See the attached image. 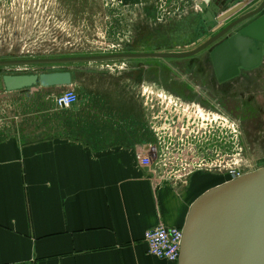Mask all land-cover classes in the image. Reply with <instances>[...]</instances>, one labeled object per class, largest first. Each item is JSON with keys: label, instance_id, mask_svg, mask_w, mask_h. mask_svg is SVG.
Masks as SVG:
<instances>
[{"label": "rangeland", "instance_id": "374dc122", "mask_svg": "<svg viewBox=\"0 0 264 264\" xmlns=\"http://www.w3.org/2000/svg\"><path fill=\"white\" fill-rule=\"evenodd\" d=\"M196 2L0 0V60L187 52L216 32L208 30ZM249 3L246 0L244 7ZM208 68L206 51L188 59L0 67V76L58 70L73 74L71 86L23 89L0 99V140L61 131L93 135L88 142L104 141L96 135L112 132L114 121L137 120L148 137L132 141L131 148L157 145L161 156L154 174L159 184L169 180L189 185L199 174L204 178L199 193L205 192L257 169L252 145L245 147L234 118L219 107L220 92L210 87ZM69 88L77 92L78 100L75 107L61 108L55 97ZM116 109L120 111L114 113Z\"/></svg>", "mask_w": 264, "mask_h": 264}, {"label": "crops", "instance_id": "0c3cea01", "mask_svg": "<svg viewBox=\"0 0 264 264\" xmlns=\"http://www.w3.org/2000/svg\"><path fill=\"white\" fill-rule=\"evenodd\" d=\"M119 119L96 135L104 141L61 131L0 140V264H177L151 254L144 234L183 230L204 178L159 184L155 162L140 161L153 144L131 148L145 128Z\"/></svg>", "mask_w": 264, "mask_h": 264}, {"label": "water", "instance_id": "95a60500", "mask_svg": "<svg viewBox=\"0 0 264 264\" xmlns=\"http://www.w3.org/2000/svg\"><path fill=\"white\" fill-rule=\"evenodd\" d=\"M246 1L216 15L208 3H201L212 30L243 8ZM262 11V12H261ZM254 11L240 16L204 43L187 52H123L93 56L27 58L0 60V67L33 64H69L131 59H175L192 57L220 37L210 49L218 80L238 73L241 66L253 67L262 56L252 40L264 42V0ZM233 29L235 33L233 34ZM231 31V32H230ZM249 61V64L247 62ZM73 85L69 70L41 73H16L0 76V99L23 89L62 88ZM177 264H264V167L212 187L198 196L190 206L183 227Z\"/></svg>", "mask_w": 264, "mask_h": 264}, {"label": "flooded vegetation", "instance_id": "af4514ba", "mask_svg": "<svg viewBox=\"0 0 264 264\" xmlns=\"http://www.w3.org/2000/svg\"><path fill=\"white\" fill-rule=\"evenodd\" d=\"M207 1L205 0L204 2L208 3L209 8L214 12V14H217V12L220 10L228 9V7L233 8L235 5L246 0ZM262 2L263 0H251V3L241 9L239 15H232L224 22L220 23L217 26H214L216 32H214L213 35L233 23L244 14H248L254 11L255 19L262 12L261 11L258 14L255 13V11L260 8ZM199 9L202 11L201 8ZM205 18L207 21V27L210 25L213 26V24L207 20L206 16ZM234 33L235 30L233 29V34ZM213 35H211L210 37H212ZM210 37H208L206 40H208ZM222 41H224V38L220 37L215 43H221ZM252 41H254L253 45L257 49H259L260 45L262 44L263 52L259 63L256 66L249 68L241 66L238 73L220 81L218 80L212 59L210 57V49L214 46L215 43L209 45L198 54L206 51L207 62L209 64L208 71L212 74L210 87L217 88L220 92L219 107L222 111H224L225 114H228L230 118H234L233 121L236 123L237 131L240 132V140H242L246 148L250 149L252 145L251 151H249L252 152L254 154V158L257 159L256 161L254 159L255 167L260 168L264 167V42H261L257 39ZM247 64H249V61L247 62ZM209 81L210 80H208L205 84H209ZM1 91L3 90H0V92ZM205 96L209 97L208 94H205ZM244 113L245 116L249 117H244ZM247 120H251L252 124L248 123ZM234 149H236V147H234Z\"/></svg>", "mask_w": 264, "mask_h": 264}, {"label": "built area", "instance_id": "2783aa9c", "mask_svg": "<svg viewBox=\"0 0 264 264\" xmlns=\"http://www.w3.org/2000/svg\"><path fill=\"white\" fill-rule=\"evenodd\" d=\"M200 1L203 0H197L196 3ZM196 6L199 8L198 4ZM77 100L78 94L73 88L64 90L55 97L56 104L61 108H70L77 102ZM159 156L161 155L155 144L151 146L149 153L140 157V161L144 166H150L153 162L157 163ZM182 237V229L168 227L162 223L155 228L147 230L144 234V240L146 241L151 254L165 258L174 263L178 261L180 255ZM21 264L34 263L25 262Z\"/></svg>", "mask_w": 264, "mask_h": 264}]
</instances>
